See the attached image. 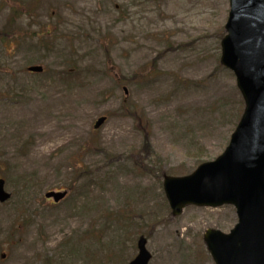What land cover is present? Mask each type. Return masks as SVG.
I'll return each mask as SVG.
<instances>
[{
	"label": "rangeland",
	"instance_id": "rangeland-1",
	"mask_svg": "<svg viewBox=\"0 0 264 264\" xmlns=\"http://www.w3.org/2000/svg\"><path fill=\"white\" fill-rule=\"evenodd\" d=\"M229 13L230 0H0V264H127L141 236L151 264H215L204 236L229 234L235 207L173 216L164 178L222 156L244 113L221 64ZM50 190L69 195L53 205Z\"/></svg>",
	"mask_w": 264,
	"mask_h": 264
},
{
	"label": "water",
	"instance_id": "water-1",
	"mask_svg": "<svg viewBox=\"0 0 264 264\" xmlns=\"http://www.w3.org/2000/svg\"><path fill=\"white\" fill-rule=\"evenodd\" d=\"M226 30L222 64L237 76L245 114L217 161L202 165L189 177H167L165 191L175 215L190 204L234 205L239 216L235 229L228 235L210 230L205 236L212 257L216 264H264V0H231ZM104 122L105 118L100 119L95 128ZM65 196L47 194L56 202ZM9 198L0 181V202ZM146 246L147 239L141 237L139 254L130 264L150 263L152 255Z\"/></svg>",
	"mask_w": 264,
	"mask_h": 264
}]
</instances>
